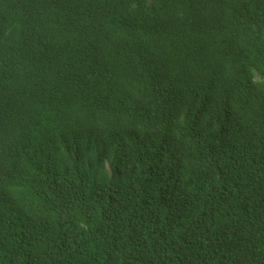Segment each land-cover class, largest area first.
I'll return each instance as SVG.
<instances>
[{
    "label": "trees",
    "instance_id": "1",
    "mask_svg": "<svg viewBox=\"0 0 264 264\" xmlns=\"http://www.w3.org/2000/svg\"><path fill=\"white\" fill-rule=\"evenodd\" d=\"M148 1L0 0V264H264V0H163L165 19ZM178 63L190 74L159 71ZM233 71L259 85L237 96ZM86 79L127 100H149V81L217 97L178 138ZM85 110L112 144L79 178L61 164Z\"/></svg>",
    "mask_w": 264,
    "mask_h": 264
},
{
    "label": "clouds",
    "instance_id": "2",
    "mask_svg": "<svg viewBox=\"0 0 264 264\" xmlns=\"http://www.w3.org/2000/svg\"><path fill=\"white\" fill-rule=\"evenodd\" d=\"M190 1L198 5L201 4V0H186V4ZM162 3L163 0L148 1L147 6L149 14L152 17L156 19H165L162 15ZM252 39L253 34L245 44L252 60H255L256 51L252 44ZM242 45L243 42L232 49H239ZM211 47L210 44L209 50ZM260 68L261 66L258 67V69ZM181 70L190 74L185 70L184 63H178V65L174 64V66H166L159 69L162 73H178ZM232 77L236 94L241 98L247 93L249 86L255 87L259 85L258 79L244 72L233 71ZM148 86L151 90L149 100L139 99L134 94L127 100L123 98L122 90L112 87L111 84L100 88L92 80L86 79V87L90 92L98 94L112 107L117 108L130 121L135 120L142 113H147L150 125L157 126L164 124L168 127L169 131L178 138L184 130L189 129L193 125L195 115H197L198 111L201 112L204 108L215 102L217 97L213 88L204 85L203 88L199 90L193 86L192 81L183 83L175 88L161 87L150 81ZM59 112L60 107L58 105H49L42 114L45 125L48 126L49 122L53 121ZM73 124L75 128L81 130V133L71 141L70 144L73 146V150L64 155L61 165L63 168L76 171L79 178H84L87 174L91 157L96 154L101 147L108 146L112 144V142L108 140L103 132L96 131L88 126L86 123V110L73 116ZM129 138L130 135L127 132H118L114 137V142L122 140L126 143ZM194 144L198 150V154L194 159L204 160L210 157L214 149V144L211 143L209 139L203 138L195 141ZM24 156L26 160H23V167L26 166L29 158L25 153ZM10 176L15 180L14 172L11 171ZM1 186L6 189L17 188L16 185L9 186L1 184ZM7 199H9V195L0 188V200L3 201L5 208L8 206V203H6ZM4 215L10 216L11 214L4 213Z\"/></svg>",
    "mask_w": 264,
    "mask_h": 264
}]
</instances>
